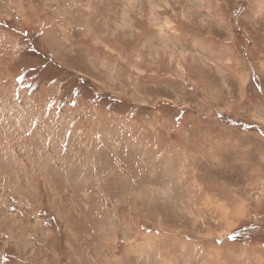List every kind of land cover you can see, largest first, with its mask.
Masks as SVG:
<instances>
[{
  "label": "rangeland",
  "instance_id": "obj_1",
  "mask_svg": "<svg viewBox=\"0 0 264 264\" xmlns=\"http://www.w3.org/2000/svg\"><path fill=\"white\" fill-rule=\"evenodd\" d=\"M0 264H264V0H0Z\"/></svg>",
  "mask_w": 264,
  "mask_h": 264
},
{
  "label": "trees",
  "instance_id": "obj_2",
  "mask_svg": "<svg viewBox=\"0 0 264 264\" xmlns=\"http://www.w3.org/2000/svg\"><path fill=\"white\" fill-rule=\"evenodd\" d=\"M26 53H31V50H29V49H25V51L23 52V55H27ZM21 69H24V68H21ZM237 229H241V228L238 227ZM251 230H252V229H251ZM234 233H237L236 230H235Z\"/></svg>",
  "mask_w": 264,
  "mask_h": 264
}]
</instances>
